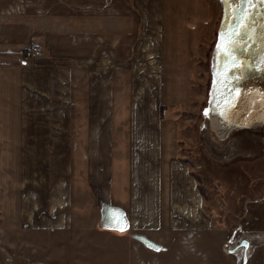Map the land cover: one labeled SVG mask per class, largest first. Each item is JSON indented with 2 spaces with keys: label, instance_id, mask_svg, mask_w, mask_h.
<instances>
[{
  "label": "crops",
  "instance_id": "0c3cea01",
  "mask_svg": "<svg viewBox=\"0 0 264 264\" xmlns=\"http://www.w3.org/2000/svg\"><path fill=\"white\" fill-rule=\"evenodd\" d=\"M206 16L201 0H0L1 230L207 236L162 117L189 102Z\"/></svg>",
  "mask_w": 264,
  "mask_h": 264
},
{
  "label": "rangeland",
  "instance_id": "374dc122",
  "mask_svg": "<svg viewBox=\"0 0 264 264\" xmlns=\"http://www.w3.org/2000/svg\"><path fill=\"white\" fill-rule=\"evenodd\" d=\"M206 28L193 56L191 93L183 106L163 109L175 123L178 160L203 193L210 229L199 238L170 240L144 235L115 238L75 232L46 235L5 232L0 226V264H241L242 250L223 247L248 242L245 264H264V119L240 126L220 139L208 122L212 51L222 17L219 0H201ZM40 48L36 55L34 48ZM42 54L40 45L21 52L25 62ZM2 215L0 214V224Z\"/></svg>",
  "mask_w": 264,
  "mask_h": 264
},
{
  "label": "water",
  "instance_id": "95a60500",
  "mask_svg": "<svg viewBox=\"0 0 264 264\" xmlns=\"http://www.w3.org/2000/svg\"><path fill=\"white\" fill-rule=\"evenodd\" d=\"M220 1L222 17L212 51L207 115L241 126L264 116V0ZM240 249L241 264H245L247 241L223 247L227 254Z\"/></svg>",
  "mask_w": 264,
  "mask_h": 264
},
{
  "label": "bare ground",
  "instance_id": "6f19581e",
  "mask_svg": "<svg viewBox=\"0 0 264 264\" xmlns=\"http://www.w3.org/2000/svg\"><path fill=\"white\" fill-rule=\"evenodd\" d=\"M220 1V0H219ZM221 3V1H220ZM211 76V74H210ZM207 112V110H206ZM206 118L208 119V122H210L211 124V127H212V130L214 131V133L220 138L222 139L224 136H225V133L230 131V130H233L235 128H238L240 126H229L227 123L225 122H222L219 118H217V116H213L210 115V116H206ZM264 119V116L262 119L258 120V119H254L252 122H260L261 120ZM250 122V123H252ZM249 124V123H248ZM245 124L241 125V126H244ZM247 125V124H246ZM227 129V130H225Z\"/></svg>",
  "mask_w": 264,
  "mask_h": 264
},
{
  "label": "built area",
  "instance_id": "2783aa9c",
  "mask_svg": "<svg viewBox=\"0 0 264 264\" xmlns=\"http://www.w3.org/2000/svg\"><path fill=\"white\" fill-rule=\"evenodd\" d=\"M33 52L38 55L40 53V48L36 47L33 49Z\"/></svg>",
  "mask_w": 264,
  "mask_h": 264
},
{
  "label": "trees",
  "instance_id": "16d2710c",
  "mask_svg": "<svg viewBox=\"0 0 264 264\" xmlns=\"http://www.w3.org/2000/svg\"><path fill=\"white\" fill-rule=\"evenodd\" d=\"M197 188H198V191H199L200 193H203L202 188H201L200 185H199Z\"/></svg>",
  "mask_w": 264,
  "mask_h": 264
},
{
  "label": "snow or ice",
  "instance_id": "6c2138e0",
  "mask_svg": "<svg viewBox=\"0 0 264 264\" xmlns=\"http://www.w3.org/2000/svg\"><path fill=\"white\" fill-rule=\"evenodd\" d=\"M218 47H219V44H218Z\"/></svg>",
  "mask_w": 264,
  "mask_h": 264
}]
</instances>
